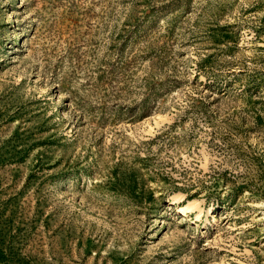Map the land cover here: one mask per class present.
<instances>
[{"label": "rangeland", "instance_id": "374dc122", "mask_svg": "<svg viewBox=\"0 0 264 264\" xmlns=\"http://www.w3.org/2000/svg\"><path fill=\"white\" fill-rule=\"evenodd\" d=\"M0 264H264V0H0Z\"/></svg>", "mask_w": 264, "mask_h": 264}, {"label": "bare ground", "instance_id": "6f19581e", "mask_svg": "<svg viewBox=\"0 0 264 264\" xmlns=\"http://www.w3.org/2000/svg\"><path fill=\"white\" fill-rule=\"evenodd\" d=\"M181 210L183 211V210H185V208H181Z\"/></svg>", "mask_w": 264, "mask_h": 264}]
</instances>
